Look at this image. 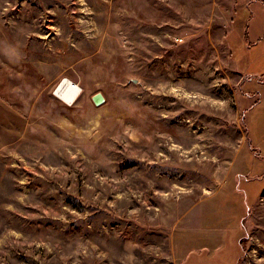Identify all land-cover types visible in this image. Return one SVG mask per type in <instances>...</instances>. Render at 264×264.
<instances>
[{"label":"rangeland","instance_id":"rangeland-1","mask_svg":"<svg viewBox=\"0 0 264 264\" xmlns=\"http://www.w3.org/2000/svg\"><path fill=\"white\" fill-rule=\"evenodd\" d=\"M250 20L264 0H0V264H264Z\"/></svg>","mask_w":264,"mask_h":264},{"label":"crops","instance_id":"crops-1","mask_svg":"<svg viewBox=\"0 0 264 264\" xmlns=\"http://www.w3.org/2000/svg\"><path fill=\"white\" fill-rule=\"evenodd\" d=\"M253 26L254 27H257L258 28V31H257V33L255 32V36L254 37L250 38V39H252L250 41V39L248 38V34L252 31V29L251 30L248 29L247 34H246V39L244 41V43H246V46L247 45L248 46H252L253 43H254V41H255V39H256V44H258L262 39H264V25L262 27H259L257 25V23H255V21H251V24L249 25V27L250 28H253ZM259 28H262L261 32L263 34V37H261L259 35V31H260ZM236 63H238L239 65L243 66L239 62H236ZM241 66H240V69L242 70V67ZM249 68H250V65H249V67L247 69H245L246 71H243V74L245 76H248V79L247 80H251L250 82H254L255 81V82H257V83H259L261 85H264V76H262L260 79H258L255 76H251L250 73H248V69ZM263 95H264V92H263ZM246 112L251 114L250 122L246 121L247 124H249V126H250V129H249L250 130V133L248 132V130H245V133L247 134L246 139H250L252 149H254L255 151L257 150L258 153L259 152L260 153L261 152L264 153V98L263 99H260L258 97L256 99V101L252 102V104L249 105V107H248V109H247ZM244 122H245V119H244ZM246 127H245V129H246ZM253 139L254 140L255 139L256 140H260V142H261L260 147H257L256 146V143L253 141ZM257 163H259V162H257ZM228 208L231 209V207H228ZM212 211H213V209H212ZM218 217H222V216H218ZM237 217H239V215ZM201 218L202 217L200 216V219ZM194 230H196V229H194ZM221 231H223V233H221V234H218L217 233V232H221ZM197 232H199L200 234L204 235V238H207L210 241L209 244H208V246L205 245V244L203 246H200L199 247V250L200 251H203L204 252L208 248H212L213 252L214 253H217V252H219L224 247V244H225L224 243V241H225V233H226V228L225 227L224 228H216V229H213L212 226H211L209 229H206V230H204V228H197ZM237 232L239 233V230L238 229H237ZM216 236H220V237L224 236V241H223V243H221V245H220V242H218L215 239ZM239 236H240V233H239ZM239 239H240V237H239ZM239 242H240V240H239ZM239 242H238V244H239ZM211 244H213V245H211ZM210 246H212V247H210ZM210 250H208V251H210Z\"/></svg>","mask_w":264,"mask_h":264},{"label":"bare ground","instance_id":"bare-ground-1","mask_svg":"<svg viewBox=\"0 0 264 264\" xmlns=\"http://www.w3.org/2000/svg\"><path fill=\"white\" fill-rule=\"evenodd\" d=\"M123 15V14H122ZM126 18V17H125ZM123 19V18H122ZM125 33V32H124ZM126 35V34H125ZM121 48V47H120ZM126 49V48H125ZM191 72V71H189ZM188 72V73H189ZM196 72V71H195ZM80 87L70 81L67 78H64L59 85L56 87L54 94L61 101H63L67 105H72L80 94ZM175 103V102H174Z\"/></svg>","mask_w":264,"mask_h":264},{"label":"water","instance_id":"water-1","mask_svg":"<svg viewBox=\"0 0 264 264\" xmlns=\"http://www.w3.org/2000/svg\"><path fill=\"white\" fill-rule=\"evenodd\" d=\"M92 100H93L95 105H99L100 103H102L103 98H102L101 94H96L92 97Z\"/></svg>","mask_w":264,"mask_h":264},{"label":"trees","instance_id":"trees-1","mask_svg":"<svg viewBox=\"0 0 264 264\" xmlns=\"http://www.w3.org/2000/svg\"><path fill=\"white\" fill-rule=\"evenodd\" d=\"M247 26V25H246ZM245 34H246V31H245ZM231 56L233 57V54H231Z\"/></svg>","mask_w":264,"mask_h":264}]
</instances>
